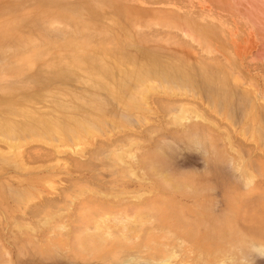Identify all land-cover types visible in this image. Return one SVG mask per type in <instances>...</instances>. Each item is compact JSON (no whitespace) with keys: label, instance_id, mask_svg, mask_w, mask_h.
I'll use <instances>...</instances> for the list:
<instances>
[{"label":"rangeland","instance_id":"obj_1","mask_svg":"<svg viewBox=\"0 0 264 264\" xmlns=\"http://www.w3.org/2000/svg\"><path fill=\"white\" fill-rule=\"evenodd\" d=\"M0 48L10 124L104 121L0 138V264H264V0H0Z\"/></svg>","mask_w":264,"mask_h":264},{"label":"bare ground","instance_id":"obj_2","mask_svg":"<svg viewBox=\"0 0 264 264\" xmlns=\"http://www.w3.org/2000/svg\"><path fill=\"white\" fill-rule=\"evenodd\" d=\"M125 3V2H124ZM138 7V6H137ZM141 7V6H139ZM53 14V13H52ZM41 15V14H39ZM38 15V16H39ZM51 15V14H46L47 18L48 16ZM55 16V14H53ZM44 16V15H43ZM125 16V15H124ZM40 17V16H39ZM57 17V16H56ZM11 24V23H10ZM8 25V24H7ZM77 27V25H76ZM80 27H82V25H80ZM6 28V27H5ZM77 28H75L76 30ZM84 30H87L88 28H84ZM82 29V31H83ZM79 30V28H78ZM7 31V29H6ZM81 31V30H79ZM96 31V30H95ZM105 32V31H104ZM7 33V32H6ZM101 33V31H100ZM23 34V33H21ZM9 35L15 40L14 44H12V48H14V51H18L20 52L21 51V48L23 47L22 45H26V48H29L27 47V45L29 44H32L29 43V44H25L27 41L29 42L31 39L30 37H28L30 40H27L26 38L24 39L20 33H15L14 34H11V32H9ZM25 35V34H24ZM46 35H48L46 33ZM84 36V35H83ZM50 37V36H48ZM47 37V38H48ZM41 38V36H40ZM39 38V39H40ZM45 38V37H44ZM42 38V40L44 39ZM88 38V37H87ZM37 39V38H35ZM41 40V39H40ZM41 40V41H42ZM46 40V39H44ZM51 40V39H50ZM68 40V39H66ZM71 40V39H70ZM70 40H68V42H70ZM73 40V39H72ZM71 40V41H72ZM34 41V39H33ZM48 42V39L46 40ZM46 41H45V46H49V45H46ZM35 42V41H34ZM50 42V41H49ZM48 42V43H49ZM67 42V41H66ZM74 42V41H73ZM8 43V42H7ZM38 43V42H37ZM51 43V42H50ZM58 43V41H57ZM83 43V42H82ZM34 44V43H33ZM40 43H38L39 45ZM67 44V43H66ZM76 44V43H74ZM77 44H80V43H77ZM87 44L88 43H85L84 45L87 47ZM44 45V43L42 44ZM65 45V44H64ZM70 43L67 44V46H69ZM52 46V45H51ZM58 46V45H57ZM66 46V45H65ZM73 46V45H72ZM77 46V45H76ZM75 46V47H76ZM9 47V46H8ZM25 47V46H24ZM37 47V45H36ZM41 47V46H40ZM53 47V46H52ZM70 47V46H69ZM38 48V47H37ZM54 48V47H53ZM74 48V47H73ZM115 48V47H114ZM1 49V48H0ZM31 49V48H30ZM67 49V48H66ZM69 49V48H68ZM72 49V47H71ZM2 50V49H1ZM0 50V53H3L2 51ZM23 50V49H22ZM26 50V49H25ZM70 50V49H69ZM73 50V49H72ZM90 49H88L89 51ZM102 50V49H101ZM15 51V52H16ZM24 51V50H23ZM74 52V50H73ZM92 52V51H91ZM100 52V51H99ZM11 53V52H10ZM22 53V52H21ZM25 53V52H24ZM29 53V52H28ZM33 53L32 50L30 51V54ZM75 53V52H74ZM97 53V52H96ZM95 53V54H96ZM17 54V53H16ZM37 54V53H36ZM4 55V54H3ZM20 55V54H19ZM38 55V54H37ZM101 55V53H100ZM15 56V55H13ZM24 56V55H23ZM26 56V55H25ZM41 56V55H40ZM44 56V55H43ZM68 57V55H66ZM12 57V56H11ZM19 58V56H17ZM27 58L30 57V55L26 56ZM31 57H34L35 56H31ZM37 57V56H36ZM102 58V56H100ZM15 58V57H14ZM61 58V57H60ZM59 58V59H60ZM6 59V58H5ZM32 59V58H31ZM36 59V58H35ZM58 59V60H59ZM98 59V58H97ZM96 59V60H97ZM104 58H102L103 60ZM33 60V59H32ZM68 60H69V57H68ZM67 60V61H68ZM35 61V60H34ZM99 61V59H98ZM97 61V62H98ZM105 62V60H103ZM101 62V60H100ZM31 63V60H27L25 59V57H20L19 60L17 61V64L18 66H22L24 68H27V67H30V64ZM74 63V62H73ZM70 64V63H69ZM67 65V63H66ZM72 65V64H71ZM96 65V64H95ZM69 66V65H67ZM66 66V67H67ZM77 67V65H75ZM86 66V65H85ZM32 67V66H31ZM64 67V66H63ZM71 68V66H69ZM73 67V66H72ZM76 67H74L73 69H75ZM7 69H9V71H13L14 69L12 68H18V67H14V66H8L6 67ZM68 68V67H67ZM78 68V67H77ZM97 68V67H96ZM1 69V68H0ZM22 69V68H21ZM63 69V68H62ZM72 69V70H73ZM84 69V68H83ZM133 69V68H132ZM69 70V69H68ZM71 70V71H72ZM79 70V69H78ZM77 70V71H78ZM85 70V69H84ZM88 70V69H87ZM91 70V69H90ZM126 70V69H125ZM103 71V70H102ZM117 71V70H116ZM24 72V71H23ZM80 73V72H79ZM104 73V72H103ZM130 75H128V77H131V80H133L134 83H136L137 81L139 82L140 80V83L143 81V74L140 73V71L134 69L132 70L131 72H129ZM128 73V74H129ZM112 74V73H111ZM102 76V75H101ZM89 78V77H88ZM92 80V79H91ZM88 83V82H87ZM90 83V82H89ZM88 83V84H89ZM101 83V81H100ZM99 83V84H100ZM91 84V83H90ZM104 87V86H103ZM121 88H126L125 84H123L121 86V83H120V86L114 90L112 92V94L116 95L117 97L121 94L122 92V89ZM145 89V88H144ZM111 90V89H110ZM109 90V91H110ZM142 90V89H141ZM147 90H150V87L146 88L145 91ZM152 90V89H151ZM140 92V91H139ZM146 93H144L143 91L141 92L140 94V98H144V95ZM139 96V94H137ZM137 96V97H138ZM139 98V99H140ZM140 99V100H141ZM125 101V100H124ZM9 102V101H8ZM6 103V102H5ZM4 103V105H5ZM71 103V102H70ZM15 104V103H14ZM2 105V104H1ZM0 106V107H3L2 109H0V138H2L5 143L7 144V148H9L10 152L12 155H15L17 154V150L19 147H21L23 144H26V142L28 143V140H39V141H44L47 142V143H50V144H54V142L57 140L58 143H62V144H65V145H68L70 142L71 143H74V144H79V143H82L84 141H86L87 138H89V136H91L92 134H94L96 132V129L94 128V126H97L99 125L100 127L103 126V118H94L93 116H89L87 118H76V117H65L64 115L63 116H58L57 118H53L52 119H44V118H40L39 116H33V121H26L22 124H10L11 122L8 121V118L9 116L6 114V113H9V112H12V111H18L20 113H23V114H28L29 112L27 110H25L23 107L21 108L20 106L16 107L15 110H12V109H5V108H13V104L12 102H9L6 104V106ZM34 105V104H33ZM85 107V106H84ZM129 108V107H127ZM32 112H30L31 114ZM59 113V112H58ZM12 114V113H11ZM48 117V116H47ZM29 118V117H28ZM49 118V117H48ZM18 122V121H16ZM93 126V127H92ZM254 132V131H253ZM252 133V132H251ZM110 134V133H109ZM95 135V134H94ZM91 139V137L89 138ZM262 140V139H261ZM38 142V141H37ZM56 142V143H57ZM83 144V143H82ZM86 144V143H85ZM80 145V144H79ZM57 146L56 144H54V147ZM78 146V145H77ZM15 153V154H14ZM3 156H7L4 152H1L0 151V157H3ZM4 158V157H3ZM250 170V169H249ZM252 172V171H251ZM253 174V173H252ZM249 182V181H248ZM168 205V204H167ZM253 211V210H252ZM263 211V210H262ZM252 213V212H251ZM255 213V211H254ZM82 214V213H81ZM254 215V214H253ZM254 217V216H253ZM256 217V220L257 218L258 219H262L264 218V214L263 213H260L258 212L257 213V216L255 215ZM252 218V217H251ZM258 221V220H257ZM261 221V220H260ZM263 222V221H262ZM256 224V223H255ZM261 224V223H260ZM259 234H264V228H262L261 230L258 231ZM218 235L220 233H217ZM218 264V263H217Z\"/></svg>","mask_w":264,"mask_h":264}]
</instances>
